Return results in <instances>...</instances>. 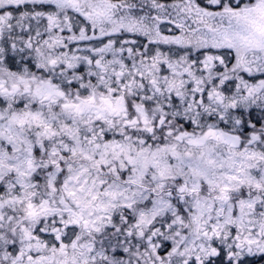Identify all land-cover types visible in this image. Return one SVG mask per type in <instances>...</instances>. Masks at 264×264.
I'll return each instance as SVG.
<instances>
[{"label": "snow or ice", "instance_id": "snow-or-ice-1", "mask_svg": "<svg viewBox=\"0 0 264 264\" xmlns=\"http://www.w3.org/2000/svg\"><path fill=\"white\" fill-rule=\"evenodd\" d=\"M0 264H264V0H0Z\"/></svg>", "mask_w": 264, "mask_h": 264}]
</instances>
